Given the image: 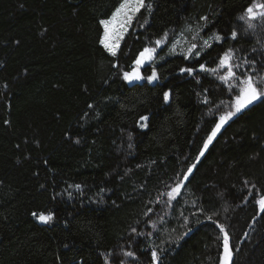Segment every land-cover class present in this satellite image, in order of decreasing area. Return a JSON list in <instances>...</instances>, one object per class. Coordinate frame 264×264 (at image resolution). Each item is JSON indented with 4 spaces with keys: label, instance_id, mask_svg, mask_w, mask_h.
Here are the masks:
<instances>
[{
    "label": "trees",
    "instance_id": "1",
    "mask_svg": "<svg viewBox=\"0 0 264 264\" xmlns=\"http://www.w3.org/2000/svg\"><path fill=\"white\" fill-rule=\"evenodd\" d=\"M257 1L146 0L112 56L121 0H0V264H220L225 234L231 264H264V98L204 148L239 80L264 89V19H240ZM187 30L208 44L168 53Z\"/></svg>",
    "mask_w": 264,
    "mask_h": 264
},
{
    "label": "snow or ice",
    "instance_id": "2",
    "mask_svg": "<svg viewBox=\"0 0 264 264\" xmlns=\"http://www.w3.org/2000/svg\"><path fill=\"white\" fill-rule=\"evenodd\" d=\"M147 7L149 10H151V4L146 3V0H121V3L119 6L115 9V11L112 13V16L110 19L101 20L100 23L103 25L104 28V35L100 40V43L104 46V48L112 55H116V49L119 46V42L121 38L123 37L124 33L127 31L128 26L131 24L133 18L135 15L142 9ZM241 20H244L249 28H254V24L251 23V21L256 19H264V3L256 4L253 3L251 6H249L245 10V16L240 17ZM233 38L236 37V33L233 32ZM216 40H220L219 36H215ZM161 44V41H156V45L159 46ZM205 45H207V41H205ZM192 47H195L193 45ZM191 48L188 50L191 52ZM155 52V49L153 48H145L139 55L138 59L135 61L137 67L144 64L146 61H149L152 59V55ZM232 60V53L229 51L224 54V56L220 59V68H225L227 71L225 74L221 75L219 78L225 82L226 84L230 80H236L239 79L236 76V73L233 71V65L231 64ZM202 70L204 69V65H201ZM181 71H188L189 74H191L192 69H181ZM211 71L216 72V69H212ZM124 79L126 81H133V80H141L143 77L139 73V71H132V72H126L124 73ZM149 82H152L157 79V74L155 71H153L151 76L147 77ZM229 87L231 88L232 85L229 84ZM264 98V89L260 87V84L256 79H254L252 76H247L245 79L239 80V94L235 96L234 102L231 105L232 111L227 112L224 115H221L219 117V123L216 124L215 128L212 130L211 135L208 136L207 140L205 141L204 148L206 149L208 145L212 142L213 138L216 136L217 132L221 129V127L224 125L226 121L231 119L234 115L237 113H241L243 110L247 109L250 105H253L254 102L261 100ZM169 99V93H164V100L167 102ZM141 121H147L149 117L142 116ZM142 127L145 125H141ZM201 155H203V151L201 152ZM192 169L189 168L188 172L191 173ZM188 177L185 175L184 179L186 180ZM181 183H178L176 187H174L169 193V199H174L176 194H179L181 189ZM79 185H76V188L79 189ZM260 211L264 213V195L260 197L256 201ZM34 216H36V213H33ZM37 219L42 223H48L50 222L53 217L51 214L45 215L43 213L39 214L37 216ZM220 227V231L224 232V228L221 225H218ZM124 255L126 257H134V253L126 251L124 252ZM231 256L232 251L229 246V238L227 234L224 235V251L223 256L221 260V264H231ZM152 259L153 262L158 261L157 253L154 251L152 253ZM105 264H108L106 261ZM121 264H124L123 261H121Z\"/></svg>",
    "mask_w": 264,
    "mask_h": 264
},
{
    "label": "rangeland",
    "instance_id": "3",
    "mask_svg": "<svg viewBox=\"0 0 264 264\" xmlns=\"http://www.w3.org/2000/svg\"><path fill=\"white\" fill-rule=\"evenodd\" d=\"M262 3V1H257L256 4H260ZM112 16V15H111ZM111 16L107 19H110ZM106 20V19H105ZM101 28H102V35H101V38L103 37L104 35V28H103V25L101 24ZM129 28V26H128ZM127 28V30H128ZM127 32V31H126ZM126 32L124 33V35L126 34ZM123 35V36H124ZM122 39V38H121ZM101 40V39H100ZM121 41V40H120ZM205 41H207L205 38L201 39L199 37V34H197V32H194V31H191V30H187L185 33L183 34H180L178 36V38L172 43V45L168 48V53H185L186 55H191L195 52L197 46H201V47H204L206 46L205 45ZM209 41H207V44H208ZM120 43V42H119ZM101 44V43H100ZM102 45V44H101ZM193 45H195V47H192ZM103 46V45H102ZM104 47V46H103ZM118 48V47H117ZM156 48L160 49L162 48V43L157 46L156 45ZM155 47L153 49H156ZM192 49L191 52H189L188 50L189 49ZM117 50V49H116ZM155 54V52L153 53V55ZM152 55V57H153ZM134 70L136 71H139V69L135 68ZM133 70V71H134ZM135 81V80H133ZM129 82V81H128ZM132 82V81H131ZM238 114V113H237ZM253 222V221H252ZM251 225V224H250ZM243 241V240H242ZM223 256V254H222ZM222 256H221V260H222ZM232 258V256H231ZM220 264H221V261H220Z\"/></svg>",
    "mask_w": 264,
    "mask_h": 264
},
{
    "label": "water",
    "instance_id": "4",
    "mask_svg": "<svg viewBox=\"0 0 264 264\" xmlns=\"http://www.w3.org/2000/svg\"><path fill=\"white\" fill-rule=\"evenodd\" d=\"M147 63H148V61L145 62V64L140 65L139 68H140V69H143V68L146 66ZM191 173H192V171H191ZM191 173L187 172L186 175H187L188 178L190 177ZM188 178H187V179H188ZM187 179H186V180H187ZM186 180L184 179V182H185ZM259 214H260V209H259V207H258V215H259ZM254 221H255V220H253V222H254ZM253 222L251 223V225L253 224ZM39 223H42V222L39 221ZM251 225H250V227H251ZM250 227H249V228H250ZM249 228L247 229L246 234L248 233Z\"/></svg>",
    "mask_w": 264,
    "mask_h": 264
},
{
    "label": "bare ground",
    "instance_id": "5",
    "mask_svg": "<svg viewBox=\"0 0 264 264\" xmlns=\"http://www.w3.org/2000/svg\"><path fill=\"white\" fill-rule=\"evenodd\" d=\"M146 62H147V61H146ZM151 62H152V61L149 60L145 67L149 66V65L151 64ZM144 64H145V63H144ZM191 169H192V168H191ZM186 174H187V173H186ZM183 181H184V180H183ZM250 228H251V227H250ZM250 228H249V230H250Z\"/></svg>",
    "mask_w": 264,
    "mask_h": 264
}]
</instances>
